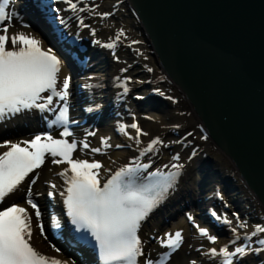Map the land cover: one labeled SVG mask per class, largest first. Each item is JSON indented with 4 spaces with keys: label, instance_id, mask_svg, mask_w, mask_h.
I'll use <instances>...</instances> for the list:
<instances>
[{
    "label": "bare ground",
    "instance_id": "1",
    "mask_svg": "<svg viewBox=\"0 0 264 264\" xmlns=\"http://www.w3.org/2000/svg\"><path fill=\"white\" fill-rule=\"evenodd\" d=\"M15 3H12L13 1L10 0L9 6L7 11L12 15L11 21H5L6 24L9 26V32L8 35L11 37L13 34H19L23 33L26 36L32 37L37 39L40 42V47L42 50H48L51 49L52 53H54L56 56L57 54L55 51L48 46V44L37 34L36 32H33L31 28L28 26H24L20 20L19 17L16 16L17 11V2H21L20 9L28 13L32 17V6L31 4H34V0H15ZM69 3L68 5H71L73 3H76L78 8L76 10L70 12L69 14L65 13L63 18H69L68 23L71 24L72 20L71 17L74 15L81 19V21L85 23H89L90 26L87 28L89 35H84L83 33H76V36L78 38V41L81 42V44L85 45H93V47L96 45H100L101 41L104 40L106 37L107 42L110 45H114L113 48L116 51L115 55L109 56V54L105 51L100 52V56L104 58V61H109L110 67H112L113 71L116 74V79L121 84H124L125 88H127L130 93L137 95V97L143 98L144 102L152 101L154 104H157L158 101L154 100L151 95L146 96V91L144 92L145 87L142 88L144 83L142 82V78L134 77L133 72L129 70L130 65L133 63L137 65L134 67L133 71H139L140 69H143V66L146 68L145 76L147 79L151 80L154 84H160V87L166 88L168 92V99L171 100V108L166 105H160L159 108L161 110H166L165 115H158L155 113H149L148 115H136V117L139 116L140 122L138 124L139 128L142 130L143 133H146L145 135H140V139H137V129H134L131 127L132 122L127 121H121L118 124L120 125V131H122L123 124H127L129 126L128 129V135L123 136L119 138V140H116L114 143L112 140H110V146H107L105 150L102 149V139H106L104 137V134L100 133V136L97 134H94L92 132V129H88L85 127V125L81 126L78 130L72 131L70 130L73 135L68 137V139L75 140L78 143V147L76 151L73 153L74 159H82V160H88L90 159H97L102 160L103 165L99 170L98 177L103 182H107L112 175H114L117 171H119L121 168L126 167H137L142 165H147L148 167H140L141 173L143 176H147L148 174L152 173H168L171 170H174L175 168L183 169L185 165L188 164V155L186 152V146L185 151L182 149V147L185 145V143L188 141V138H185L184 135H189L193 139L201 140L200 137L197 135V125L199 127V119L197 116H195L193 112V107H191V104L188 102V100L182 95V93L178 90V86H176L165 74L164 71H162V68L157 62V59L154 54H151V47L149 46L150 40L145 35L142 23H139L135 17L132 16L131 12L129 13L125 12L126 8L128 7V3H130L128 0H83L82 2H79V0H67ZM67 6V5H66ZM86 7V8H84ZM95 8L96 12L93 11ZM100 13V15L103 17L102 19L95 17V19L92 18L93 14ZM107 13L108 15H104ZM120 18V22L118 23L116 21L117 18ZM86 28V27H85ZM123 32V34L120 36V39L117 40L116 37L118 34ZM2 34V33H0ZM88 36V40L87 37ZM140 39H142V45L135 47V43L139 42ZM145 43L144 44V41ZM144 44V45H143ZM101 46L102 43H101ZM132 47V48H129ZM8 47L11 48V43L9 42ZM20 45L17 44V48H19ZM94 51H96V48H93ZM66 51H69V47L66 46ZM132 52V53H130ZM120 54V55H119ZM86 54H84L85 56ZM133 55V56H132ZM58 57V56H57ZM121 57H124V59L127 57V61H123ZM115 58L116 63H113V59ZM118 59V60H117ZM139 62L143 66H138ZM64 67V66H63ZM64 71V72H63ZM60 70L57 76V87L59 89L62 88V81L64 78L68 77L70 78V84L68 88V99L71 103L69 105L75 104V96L73 95V91L71 88V85L73 83L72 77L69 75L68 72L65 70ZM92 75V76H90ZM88 77L87 81L88 84L91 86L89 87V91L91 92V98L95 101L94 97V91L100 92V99L97 103L101 107L105 106L107 110V102H114V97L117 96V100L123 99L124 96L120 94L119 90H116L114 93L116 95H107L105 94V91H100L99 84L103 83L100 81V77L102 76L101 73H89L86 74ZM97 76V79H94ZM93 77V79H91ZM78 80V78H75ZM102 79V78H101ZM75 81V80H74ZM86 90H87V86ZM124 88V90H125ZM181 89V88H180ZM179 93V96H178ZM131 99V97L127 98V101ZM152 103L150 104H144L141 107L143 108V111H148L146 109V106H152ZM92 103L88 102L86 103L84 108H92ZM72 108V106H71ZM78 109V107H77ZM71 111V109H69ZM77 111V110H76ZM78 116H74L73 118L77 122L81 117L79 112L77 113ZM97 112L91 113L92 115L97 116ZM102 116H105V113L102 111L100 112ZM145 114V113H144ZM42 115V116H41ZM46 116H49V113L46 114ZM45 114H40V119L46 118ZM39 119V120H40ZM145 119V120H143ZM132 120H138L135 119L134 115L132 116ZM27 118L17 116V118L14 119L13 123V129H17V127L21 128H31L35 127L38 121L26 122ZM36 122V123H35ZM176 128L179 130L178 138L175 139H169L171 130L170 128ZM39 127V126H37ZM132 128V129H131ZM11 129V128H9ZM87 129V130H86ZM8 130V129H7ZM134 130L136 132H134ZM4 131L3 127L0 126V132ZM63 131V128H53L51 131H39L36 134H33L30 132V134H20V135H13L12 137L5 138L3 140H0V145H3L5 141L11 142V143H21L25 140H31L36 135H44L45 133L52 134L55 138H60V132ZM8 133V131H6ZM41 132V133H40ZM184 132H186L184 134ZM99 134V133H98ZM184 134V135H183ZM159 137L161 141H163L162 144H156L151 151L148 150V145L151 144V142ZM99 140V142L97 141ZM81 142H87L90 147L89 149H84L81 146ZM109 142V141H108ZM118 145H123L127 147L125 148V151H114L115 147ZM24 146V145H23ZM168 147L169 150H165V148ZM205 151L207 153L206 160L208 162L202 164L200 162L192 161L190 162L184 169H188L186 171L185 175L182 177L180 181V185H182L183 188H181L182 191H186L187 189H190L189 196L194 197H201L208 195L211 191L207 190L204 194L201 193V195H197V190L200 188L207 187L208 189L213 188L212 184L210 183L211 180L215 181L219 178V173L222 175H232L234 173V178L236 179V182H234L236 189L233 190V195L231 192H229L230 196H236L237 199L243 204L240 206L241 210L247 214L248 217L252 218L256 215H262L264 214V207L263 204L259 201V199L245 186L243 182H241V178L239 177V174L235 168V166L232 164V162L229 160L228 157L224 153L221 152L219 148L213 149L210 144H205ZM91 148H101L100 152L92 153ZM128 148V149H127ZM7 147H0V154H2L4 151H7ZM178 157V158H177ZM59 158V157H57ZM52 157L46 155L44 164L38 168L35 171V175L38 173V178L36 179L35 184H31L32 178L29 182L27 181V184L24 185L22 188L17 190L12 197L22 196L23 200H27V193L29 185L31 184V191H32V199L34 202H36L41 210L42 214V222L44 225V235H41L40 229L38 227V222L35 218L34 210L29 205V212L33 216L34 224H33V231H32V238L31 241L35 245L37 249H39L43 253H56V249H50L48 250L49 243H45V235L46 231L45 228H49L52 216H54V224L57 223L58 225H61V218L57 212H54L53 210L57 208L56 202H58L59 197L62 195L64 186L66 185V177L60 175L64 171L65 168H68L67 163L62 164H54L52 163ZM192 163V165H191ZM200 163V164H199ZM211 164V165H210ZM200 165V168H199ZM175 166V167H174ZM183 169V170H184ZM159 170V171H158ZM233 172V173H232ZM71 175V172H69V176ZM233 177V175H232ZM213 183V182H212ZM52 185H55V188L52 187ZM179 190V189H178ZM237 191V192H236ZM53 193V199L52 203L46 201V196L49 193ZM178 192V191H177ZM187 192V191H186ZM180 195V194H179ZM179 195L174 194L167 202L166 205L169 208L177 209L179 206L184 205V200L188 199V195H186L183 199V203L178 197ZM194 200H198L197 198H194ZM193 203V202H191ZM171 205V206H170ZM191 215L194 217V222L198 223L199 220H197L198 217L197 211L194 210L193 214L190 212ZM216 214L219 217L221 216V213L219 211H216ZM165 217L170 215V210L166 211V214H163ZM164 217V218H165ZM228 223L231 228V233L229 237L227 238H218L215 235H213L212 231L205 226L199 227L196 231L188 230L186 225V222L184 221V218L182 220L178 221L177 223L172 224L171 228L167 229L163 233H161L160 238L155 241V243H152L149 238L151 237V232L155 228L158 227V225H162L164 223L159 222L161 218L158 219H152L151 225H148L144 223L142 220L140 223V226L137 231L138 237L141 239L142 243V249L144 255L141 257H138V264H144V261L146 259H154L159 252L166 249L167 247L161 245V239L166 238L167 234H174L177 231L181 233L182 241L179 244L178 252L177 254L171 259L165 261V264H217L221 261V258H223L222 254H219L220 249L227 248L230 252L232 249H236V247H239L242 245V243H246V240L244 242V239H247V249L246 254L250 253L251 248L256 247L254 244V241L256 238L261 236L264 232H257V226L264 227V225H254L252 223H249L246 219H239L234 218L230 216L229 214H226ZM219 219V218H217ZM264 221V220H263ZM262 221V222H263ZM254 222L258 223L259 221L254 219ZM182 224V225H181ZM185 224V225H184ZM163 226V225H162ZM164 226H166L164 224ZM206 231L205 236L200 235L199 230ZM235 229V231H233ZM256 233L255 235H252V233ZM191 233L190 235H188ZM215 237V241L210 240L209 237ZM234 244L231 248L229 245ZM215 248L217 249V255H212L210 253V249ZM231 248V249H230ZM155 256V257H154ZM244 255H242L243 257Z\"/></svg>",
    "mask_w": 264,
    "mask_h": 264
},
{
    "label": "snow or ice",
    "instance_id": "2",
    "mask_svg": "<svg viewBox=\"0 0 264 264\" xmlns=\"http://www.w3.org/2000/svg\"><path fill=\"white\" fill-rule=\"evenodd\" d=\"M9 2L10 0H0V119L32 108L57 111L53 107V101L58 97L63 106L58 109L50 127L61 125L63 131L60 132V138L45 133L23 141L24 146L8 141L0 145L8 149L0 154V202L13 193L30 173L44 164L46 155L53 158L54 164L67 163L68 168L60 175L66 177L68 187L62 195L65 197L64 203L72 223L80 229L91 231L98 243L103 264H138L137 258L144 255L137 235L138 228L141 221L162 199L159 195H153L152 189L139 187L131 182L140 167L148 166L121 168L101 187L98 179L102 167L100 162L73 158L78 143L68 139L73 135L69 130L67 106L70 78H64L62 88L57 90L61 62L52 50H42L37 39L23 33L9 37V26L5 23L12 19L7 11ZM70 6L73 9L76 7L75 4ZM122 34L123 32L118 34L116 39L119 40ZM9 42L11 48L8 47ZM17 44L20 45L19 48ZM46 92L50 94L41 95ZM131 127L137 129V137L146 134L135 123ZM162 143L157 137L148 145V150L151 151L156 144ZM102 144H106L103 139ZM81 146L84 149L90 147L87 142H81ZM91 151L100 152L101 148H91ZM37 178L38 173L31 184H35ZM31 184L27 203L34 210L41 235H44L41 210L32 199ZM52 187L55 188V185ZM163 193L166 195L167 187L163 189ZM49 195L53 193L50 192ZM256 231L264 232V227L257 226ZM31 238L32 217L25 207L13 204L0 210V264H65L55 257L50 258L39 253L31 245ZM209 239L215 241L216 238L210 236ZM181 241V233L177 231L167 234L160 242L162 246L175 249ZM260 243L264 245V240ZM209 251L212 255L218 254L215 248ZM219 254L225 257L223 264H232L233 257L245 255L246 252L243 247H237L234 252H229L225 247L220 249ZM167 258L168 253H165L160 260L154 262L146 259L144 264H165Z\"/></svg>",
    "mask_w": 264,
    "mask_h": 264
},
{
    "label": "water",
    "instance_id": "3",
    "mask_svg": "<svg viewBox=\"0 0 264 264\" xmlns=\"http://www.w3.org/2000/svg\"><path fill=\"white\" fill-rule=\"evenodd\" d=\"M128 1L210 145L264 206V0ZM232 175L217 179L229 192Z\"/></svg>",
    "mask_w": 264,
    "mask_h": 264
},
{
    "label": "rangeland",
    "instance_id": "4",
    "mask_svg": "<svg viewBox=\"0 0 264 264\" xmlns=\"http://www.w3.org/2000/svg\"><path fill=\"white\" fill-rule=\"evenodd\" d=\"M178 96H179V93H178Z\"/></svg>",
    "mask_w": 264,
    "mask_h": 264
}]
</instances>
